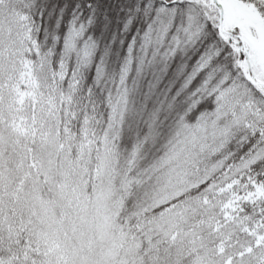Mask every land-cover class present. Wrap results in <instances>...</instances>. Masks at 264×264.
Instances as JSON below:
<instances>
[{"label":"snow or ice","instance_id":"obj_1","mask_svg":"<svg viewBox=\"0 0 264 264\" xmlns=\"http://www.w3.org/2000/svg\"><path fill=\"white\" fill-rule=\"evenodd\" d=\"M87 8L0 0V264H264V0Z\"/></svg>","mask_w":264,"mask_h":264},{"label":"trees","instance_id":"obj_2","mask_svg":"<svg viewBox=\"0 0 264 264\" xmlns=\"http://www.w3.org/2000/svg\"><path fill=\"white\" fill-rule=\"evenodd\" d=\"M92 2L95 0H45L46 46L59 45L74 12L87 14V5ZM132 2L134 3L135 0ZM99 3L102 5L100 11L107 12L110 23H106L102 16H97L94 25L88 31L98 40L101 49L107 46L110 51L121 52L122 47L126 46L122 43L124 37L121 30L127 19L126 11L122 8L128 4V0H99ZM137 24L142 25L143 21L141 19L134 21L133 29ZM53 37L58 39L54 40ZM42 39H45V34H42ZM112 59H115V56H112Z\"/></svg>","mask_w":264,"mask_h":264},{"label":"rangeland","instance_id":"obj_3","mask_svg":"<svg viewBox=\"0 0 264 264\" xmlns=\"http://www.w3.org/2000/svg\"><path fill=\"white\" fill-rule=\"evenodd\" d=\"M106 47H107V46H106ZM106 47H105V48H106ZM111 53L113 54V56H115V54H116V52H115V51H111Z\"/></svg>","mask_w":264,"mask_h":264}]
</instances>
